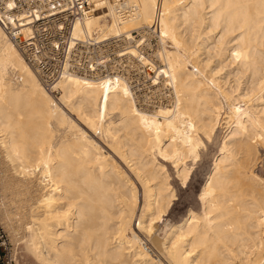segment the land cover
<instances>
[{"label": "bare ground", "instance_id": "bare-ground-1", "mask_svg": "<svg viewBox=\"0 0 264 264\" xmlns=\"http://www.w3.org/2000/svg\"><path fill=\"white\" fill-rule=\"evenodd\" d=\"M88 1L73 37L124 41L120 55L172 98L142 106L125 79L79 75L53 97L0 27V219L13 242L30 264H264V0ZM152 33L159 67L139 48ZM215 144L198 212L161 237L174 184L187 188L189 161Z\"/></svg>", "mask_w": 264, "mask_h": 264}, {"label": "built area", "instance_id": "built-area-1", "mask_svg": "<svg viewBox=\"0 0 264 264\" xmlns=\"http://www.w3.org/2000/svg\"><path fill=\"white\" fill-rule=\"evenodd\" d=\"M94 9L88 0H0V27L53 97L59 96L55 85L66 75L117 76L135 87L139 65L135 58L120 55L126 44L117 39L97 42L73 37L75 22ZM146 39L144 45L157 44L153 33ZM141 46V53L147 55ZM0 264H6L1 247Z\"/></svg>", "mask_w": 264, "mask_h": 264}, {"label": "rangeland", "instance_id": "rangeland-1", "mask_svg": "<svg viewBox=\"0 0 264 264\" xmlns=\"http://www.w3.org/2000/svg\"><path fill=\"white\" fill-rule=\"evenodd\" d=\"M144 31L148 32V30H142L141 32H144ZM138 39H140L139 36L135 38V40H138ZM120 43L122 45L126 44L124 41H120ZM158 46H159V43L157 40L156 45L155 44H152V45L143 44L141 47H143L146 51L147 55L145 56H148L150 59L155 61L154 62L155 65L156 66L158 65L159 67L161 66V64H158L159 62L155 59L156 57L153 56ZM137 64L139 65V71L136 77V81H137L135 84L136 87H133V91L134 93H136L135 95L138 96L137 98L139 100V104L142 106H145V104L153 105V103H156V102L167 104L169 101L168 99L172 98L170 90L164 88L161 85L152 86L151 78H154V73L150 71L148 68L141 69L143 67L138 62ZM222 121H221L222 124L219 126L218 128L219 130L217 132L218 140L219 138L221 139L226 132L225 123ZM216 146H217L216 144L212 145V147L208 145V147L205 148L206 150L204 149L205 151L201 150L202 153H200L201 155L199 156L200 158L198 157L195 162L193 161L192 162L189 161L190 163L188 162L189 164L194 163L191 166L192 170L190 172V176H189L190 179L188 182V186L187 188L184 189V188H181V186H179L177 182L174 184L175 194H174V197L172 199L173 201L169 209L170 214L163 218V222H164L163 224L159 223L156 226L157 229L159 228V231H158L159 235L160 234L162 235L160 231L161 230L160 226L164 230V232H168L172 228L173 225H179L180 223L183 222V220L187 219L189 217L188 216L189 211H193L195 213L198 212L199 207L197 208V206H195L194 203H196L195 200H197V195L199 194L201 187L203 186L205 179L207 178V174L209 173L211 169V166L214 160L213 157L215 156V153L217 152ZM262 158H263L262 160H264V157ZM257 171L259 175H261V177L264 178V167L262 163L258 165ZM0 198H1V194H0ZM1 221L2 220L0 219V247L4 253V261L6 262V264H30L28 263L29 262L28 258L21 250L20 248L21 246L20 245L18 246L19 243L13 242V239L9 231L6 228H4ZM157 242H158L157 243L158 245L160 242L159 240ZM150 247L152 248V250H154V252L156 251L155 247H152V245Z\"/></svg>", "mask_w": 264, "mask_h": 264}, {"label": "snow or ice", "instance_id": "snow-or-ice-1", "mask_svg": "<svg viewBox=\"0 0 264 264\" xmlns=\"http://www.w3.org/2000/svg\"><path fill=\"white\" fill-rule=\"evenodd\" d=\"M11 6V5H10Z\"/></svg>", "mask_w": 264, "mask_h": 264}]
</instances>
